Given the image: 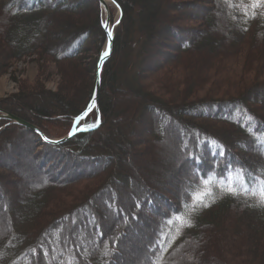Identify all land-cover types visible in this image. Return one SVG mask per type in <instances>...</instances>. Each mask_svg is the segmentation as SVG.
<instances>
[{
	"label": "trees",
	"instance_id": "trees-1",
	"mask_svg": "<svg viewBox=\"0 0 264 264\" xmlns=\"http://www.w3.org/2000/svg\"><path fill=\"white\" fill-rule=\"evenodd\" d=\"M5 1L2 5L0 0V37L9 60L38 51L58 62L73 61L75 69L63 71L68 83L58 92L39 81L22 86L19 93L0 101V112L59 139L69 134L93 97L108 39L99 0ZM114 1L122 17L101 74L99 110L80 122L86 129L53 144L30 128L0 119V218L5 222L0 264H138V254L129 261L125 255L142 246L145 259L139 264H177L179 251L193 244L199 247L200 240L208 245L211 259L214 251L219 253L222 264H235L233 259L243 258L242 251L252 258L245 264H264V102L254 104L264 89V4ZM202 1L211 4L201 7L203 23L179 24L182 10ZM164 4L169 12L161 11ZM218 7L226 17L223 24L231 17L238 30L231 43L217 45L211 34ZM3 11L8 19L1 17ZM81 12L90 13L86 22L82 15L75 16ZM56 17L70 31L60 35L63 39L54 48L43 41L41 26ZM164 28L178 40L162 52L160 63L153 64L155 42L163 39ZM2 49L0 68L3 60L7 62ZM89 50L85 63L82 55ZM116 90L132 102L141 101L135 121L151 122L147 136L135 140L138 149L152 156L154 145L173 141L177 146L181 161L178 173L171 174L176 181L150 186L123 167L128 145H133L130 137L138 136L139 129H130L127 136L122 135L124 129H111L110 122L120 115L109 94ZM22 136L28 147L19 143ZM24 152L39 171L29 176L40 179L33 178L26 189L11 194L9 187L19 180L11 176L13 166ZM53 158L64 162L58 171ZM48 159L54 161L48 164ZM73 166L82 168L70 172L67 168ZM84 179L94 185L79 188ZM130 240L131 248L125 249Z\"/></svg>",
	"mask_w": 264,
	"mask_h": 264
},
{
	"label": "rangeland",
	"instance_id": "rangeland-1",
	"mask_svg": "<svg viewBox=\"0 0 264 264\" xmlns=\"http://www.w3.org/2000/svg\"><path fill=\"white\" fill-rule=\"evenodd\" d=\"M4 2L6 1L1 0L2 5L4 4ZM191 2H193V0H191ZM209 2L210 1H202V3H198V4L194 3L191 6H189V8L183 9L181 12L182 21L179 24H182L184 26H193L191 25V22L192 24L193 23L201 24L200 23L201 21L203 23L202 17L204 15L201 14L202 13L201 7L210 6L211 4ZM107 5H108L109 13H110L111 25L115 26L116 22L118 21L117 16L119 14V10H118L119 6L114 0H109V2L107 0ZM100 8L103 11L104 19H106L107 13L105 11V8L102 6V4H100ZM150 10L151 12H153L152 9ZM169 10L170 9L169 7H167L166 4H164L163 8L161 7L162 12L165 11L166 13L167 11L169 12ZM217 10L219 12L217 14L218 16L217 23L215 24L216 27L212 29L211 34L215 39L218 40L217 45L222 41L224 42L227 41L228 43H231V41L233 40L232 39L233 36L238 34V30L235 27H233V24H232L233 22L231 21V17H229V20L226 22V25H224L223 20L225 22L226 17L221 16V12H223L221 8L218 7L216 11ZM90 12H92V10H90ZM192 14H196V15H192ZM8 15L9 14H6L5 11H3V14L1 15V17L3 16V18L8 19ZM81 15L83 17V21L85 20V22L88 20V17H90L89 12L75 15V16L79 17L80 19ZM58 16H61V15H58ZM189 16L190 17L194 16L196 20L194 19L195 21L194 20L191 21V18ZM41 30H42L41 37L43 41L46 43L47 46L48 45L54 46V48L55 47L57 48V46L60 44V40L63 39V38L61 39V37H65L66 34L69 33L70 31L69 28H66L59 23V17H56L53 23H51L50 25H42ZM164 32L165 34L162 35L163 39L161 40L159 37V40L155 42L156 44L154 46L155 53L153 57L151 58V63L153 64L155 62L160 63L162 59L164 58L162 52L164 50L165 52H167L166 51L168 50L167 48H171L170 45L172 43L174 44L178 40L177 39L178 36L176 35L175 37V33L173 31L171 32V30L164 28ZM51 33H55L56 35H53V34L50 35ZM185 34L187 36H191L192 33H189V34L185 33ZM0 46H2L0 47V49L4 48L5 50L4 49L2 50L7 51V54H6L7 62L4 63V60H3L2 67L0 68V101L6 100L16 95L17 93H19L21 91L22 86L30 85L31 83H32L31 84L32 86L33 84H36L37 81L41 82V84L49 91L58 92L61 88H63V86L66 83H68L66 81L67 78L65 77V75H62L63 71L68 73L70 68L75 69L72 63L73 61L58 62L54 60L52 57H50L49 55L42 56L41 54L38 53V51L31 55L25 56L19 60H9V55H8L9 51L7 50L6 44L1 37H0ZM90 56H91V50L86 52V54L83 53L82 57L85 59L84 61L85 63H88V59L90 58ZM238 67L236 68V70L239 72L240 71L239 69H241V66L239 65ZM89 71H91V69H89ZM92 75H94L93 71H92ZM149 80L153 82L155 79L151 78ZM109 94H110L111 100L114 101L115 110L117 111L116 115H118L119 113L121 115V116L119 115L115 119L114 122H110L111 129H113V131L115 132H117L118 128L120 130L124 129V132H122V135L124 136L125 134L126 136L129 135L131 133L130 129L134 127L137 128L138 126V129H139L138 136L132 134V136L130 137L133 140V145L132 146L128 145L129 152L126 151L125 153L126 159L124 160L123 167L127 169V172L131 174H135V173L138 174V177L142 180V182L144 181L145 184H150V186H152L153 184L155 186H160V185L166 186L167 184L166 182L170 181V179L173 181H176L171 176V174L177 172L176 170L181 161L177 146L173 144V141L169 142L167 145H154L153 150H152L153 152L151 153L152 156H150V154H148L146 150L138 149L136 146L137 143H135L136 138L146 137L147 133H145V129L151 126V122H149V120L142 121L143 123L142 122L139 123L135 121L137 118L138 111L142 110V108H140L141 101H138L135 99L133 100L134 102H132L131 101L132 99L125 96V92L118 91V90H116V92L109 93ZM256 98L257 99L254 102V104L256 106H262V104L258 103V100L264 102V89L259 91ZM145 112L147 113V111ZM5 113L6 112H0V114H5ZM10 122L14 123L12 121ZM19 143L22 144L23 147H28L29 145V141L27 140L26 136H22V138L19 139ZM29 155H30L29 153L24 152L22 156L19 157L20 159H19V163L17 164V167L13 166L14 168H13V172L11 176L19 180H18L17 185L14 184L9 187L11 194H15V192L16 194H18L20 191H23L24 189H26L28 185H30L29 184L30 181L34 180L33 178L36 177V176L31 177L29 176L30 174L34 173V174L39 175V171H37L38 167L36 165H33V162L30 160ZM43 159L44 158L42 155L41 160ZM53 159H56V158H53ZM51 160L52 159H48L47 163L50 164L54 161L53 160L51 162ZM55 161H56V164H54L56 165L55 171H58L60 169L59 167H62L64 165V162L58 158ZM77 168L81 169L82 167L73 166L71 169H69V167L67 169L71 172V170H76ZM84 173L86 174L87 172L85 171ZM176 176L178 177L179 175H176ZM36 178L40 179V177H36ZM140 179L138 181H140ZM85 185L92 186L94 185V183L91 182L90 179L89 180L84 179V182L79 184V188H82ZM180 186H181V183H180ZM45 187L47 190L51 189L49 182L46 183ZM4 188L5 190L8 191L6 186ZM4 228H5V222L3 218L2 219L0 218V230L3 231ZM131 239L134 240L135 238H131ZM133 240L126 241V243H124L123 245L124 248L125 249L131 248L130 245L132 246ZM200 241H199V247L198 245L193 244V245H189L187 248L182 249L181 252L179 251L178 255L175 257L177 264H179V262L181 263L183 262L182 264H216L215 263L216 260L219 263H221V261L219 260L220 258L219 253L217 251H214V255L212 256L213 259H211L210 257L211 255H209L210 250L208 248V245L206 244V246H203L204 241H202L201 243ZM144 249L145 248L142 246L138 250H135V252H132V253L129 252L127 255H125L127 256L126 261H129L133 256H136L138 254L139 258L137 260L139 264L143 259H145L144 255H145L146 250L144 251ZM244 252L245 251H242L241 253L243 254V258L241 257L242 259L241 258L239 260L237 258L233 259L235 264H245L246 262H249V260L252 259L250 254L249 256H247Z\"/></svg>",
	"mask_w": 264,
	"mask_h": 264
},
{
	"label": "water",
	"instance_id": "water-1",
	"mask_svg": "<svg viewBox=\"0 0 264 264\" xmlns=\"http://www.w3.org/2000/svg\"><path fill=\"white\" fill-rule=\"evenodd\" d=\"M99 2L105 8V11L107 13V17H106L104 26H105V29L108 33V42H107V48H106V52L108 53V55L102 56V58L100 59V61L98 63V75H97V80H96V84H95V88H94L93 97H92L91 102L89 103L88 107L86 108V110L76 118L71 132L68 135H66L65 137H62L59 139H51V138H48L47 136H45L44 133L37 126H35L32 123L27 122L26 120H24V119H22L16 115H13L10 113L0 114V119H7V120H10L16 124L30 128V129L34 130L36 133H38L39 135H41L46 142L53 143V144H62L64 142L70 140L73 136L76 135L77 132L84 129L85 126L83 124L79 126V123L82 120H85L91 111L99 110V97H100V91H101V72H102V69L104 67L105 62L111 57L112 49H113V35L114 34H113V31H111V22H110L111 19H110V13L108 10L107 0H99Z\"/></svg>",
	"mask_w": 264,
	"mask_h": 264
},
{
	"label": "snow or ice",
	"instance_id": "snow-or-ice-1",
	"mask_svg": "<svg viewBox=\"0 0 264 264\" xmlns=\"http://www.w3.org/2000/svg\"><path fill=\"white\" fill-rule=\"evenodd\" d=\"M256 2L259 4H264V0H256ZM105 55H108V53L105 52ZM188 226H191V225H188Z\"/></svg>",
	"mask_w": 264,
	"mask_h": 264
},
{
	"label": "bare ground",
	"instance_id": "bare-ground-1",
	"mask_svg": "<svg viewBox=\"0 0 264 264\" xmlns=\"http://www.w3.org/2000/svg\"><path fill=\"white\" fill-rule=\"evenodd\" d=\"M108 2H109V0H108ZM118 18H119V14H118V16H117ZM116 20H117V18H116Z\"/></svg>",
	"mask_w": 264,
	"mask_h": 264
}]
</instances>
